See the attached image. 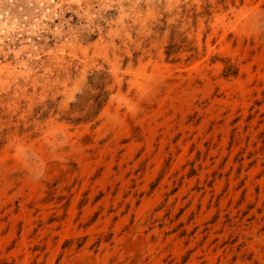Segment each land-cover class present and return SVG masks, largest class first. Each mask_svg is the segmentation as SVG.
<instances>
[{
  "label": "rangeland",
  "instance_id": "1",
  "mask_svg": "<svg viewBox=\"0 0 264 264\" xmlns=\"http://www.w3.org/2000/svg\"><path fill=\"white\" fill-rule=\"evenodd\" d=\"M4 154L0 264H264V0H0Z\"/></svg>",
  "mask_w": 264,
  "mask_h": 264
},
{
  "label": "bare ground",
  "instance_id": "2",
  "mask_svg": "<svg viewBox=\"0 0 264 264\" xmlns=\"http://www.w3.org/2000/svg\"><path fill=\"white\" fill-rule=\"evenodd\" d=\"M244 10V9H243ZM255 10V9H254ZM251 11V10H250ZM258 12V11H257ZM246 13V12H245ZM251 15V14H250ZM254 15V14H253ZM241 18V17H240ZM249 19V18H248ZM243 20V19H242ZM251 20V19H250ZM252 22V21H251ZM246 23V22H245ZM245 25V24H244ZM248 25V24H247ZM251 25V24H250ZM248 29V28H247ZM162 68V67H161ZM160 69V68H159ZM156 71V70H155ZM159 71V70H158ZM135 75V74H133ZM139 75V73H138ZM157 76V75H156ZM154 77V76H153ZM159 77V76H158ZM139 79V77H138ZM144 81V80H143ZM148 83V82H146ZM150 85V84H149ZM154 85V84H153ZM147 87V86H146ZM150 90V89H149ZM145 91V90H144ZM209 91V90H208ZM146 93V92H145ZM150 93V92H149ZM142 96V95H141ZM153 96V95H152ZM140 99V98H139ZM163 100V99H162ZM164 102V101H163ZM161 107V106H160ZM48 135V134H47ZM54 143V142H53ZM29 149L32 148V145L30 147H28ZM34 150V149H33ZM25 151V149L22 147V146H18L17 148V156L18 155H21L23 152ZM42 153V152H41ZM48 153V152H47ZM43 154V153H42ZM8 157L7 155H3V156H0V167L3 165L4 162L7 161V158ZM9 158V157H8ZM5 164V163H4ZM2 170V169H1ZM4 183V182H3ZM264 244V243H263Z\"/></svg>",
  "mask_w": 264,
  "mask_h": 264
}]
</instances>
